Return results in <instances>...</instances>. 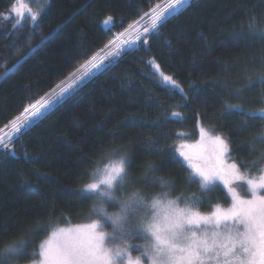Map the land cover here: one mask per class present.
Returning <instances> with one entry per match:
<instances>
[{
	"label": "trees",
	"instance_id": "1",
	"mask_svg": "<svg viewBox=\"0 0 264 264\" xmlns=\"http://www.w3.org/2000/svg\"><path fill=\"white\" fill-rule=\"evenodd\" d=\"M20 2L26 9L40 13L38 29L26 11L23 25L13 28L16 18L10 9ZM159 2L0 0V14L13 16L8 20L0 16V129L8 131L5 125L24 107L48 93ZM245 12L264 17V0H190L148 45L139 42L128 49L109 71L99 74L15 139L10 145L14 155L7 149L0 150V234L22 236L49 216L57 221L54 227L91 221L88 209L92 201L80 202L76 192L89 182L86 173L117 145L131 144L127 151L134 160L129 172L138 176L141 173L136 168L146 161L159 164L164 159L143 151L148 138L160 140L158 147L167 150L179 141L198 140L202 124L206 130L232 141V159L251 165L258 152L245 142L264 122L254 124L249 133H239V117L213 118L222 110L218 97L231 103L242 102L226 96L216 85L217 78L231 83L244 75L245 66L250 71L260 68L258 59L264 44L231 40L234 26L237 31H246ZM108 17L112 20L107 27L103 21ZM42 38L47 39L42 42ZM225 44L228 47H223ZM253 59L257 62L252 63ZM154 64L177 79L188 93V105L177 107L184 104L182 97H173L159 82ZM243 83L241 79L235 86ZM190 84H195V89H190ZM262 91L257 85L245 93L246 99L252 101L245 107H264L255 102ZM173 111L183 113L186 119H170ZM157 122L160 126H153ZM178 159L183 166L169 163L158 174L178 178L173 197L181 192H198L196 185L188 186L185 177L190 169ZM220 189L213 195L212 204L226 203V190L222 185ZM50 234L51 230L38 233L34 244ZM24 263L27 262H19Z\"/></svg>",
	"mask_w": 264,
	"mask_h": 264
},
{
	"label": "snow or ice",
	"instance_id": "2",
	"mask_svg": "<svg viewBox=\"0 0 264 264\" xmlns=\"http://www.w3.org/2000/svg\"><path fill=\"white\" fill-rule=\"evenodd\" d=\"M189 2L160 0L143 13L117 40L109 41L48 93L24 107L20 115L5 125L7 132L0 129L3 133L0 150L7 149L14 155L10 145L15 139L26 134L99 74L114 67L128 46L137 42L148 45L159 34V29ZM25 11L38 29L40 13L26 9L22 2L10 9L16 18L13 28L23 25ZM0 16L5 20L13 18L8 13ZM245 16L246 31H237L234 26L231 40L264 44V17L257 18L249 12H245ZM111 20L112 17H108L103 25L109 26ZM126 36L130 38L125 39ZM46 39L42 38V42ZM256 62L253 59L252 63ZM217 63L225 62L217 60ZM258 63L259 70L250 71L245 66L244 75L231 83L221 82L219 78L215 81L226 96L242 102L231 103L218 97L222 110L214 113L213 118L239 117V133H249L254 124L264 122V107H245L252 102L246 99L245 93L257 85L264 90V49ZM153 67L166 90L173 97H182L184 104L177 107L188 105V93L177 79L160 71L158 64ZM241 79L245 83L236 87ZM195 87V84L189 85L190 89ZM255 102L264 104V91ZM169 118L182 121L186 116L173 111ZM153 126L159 127V122ZM199 132L197 144L178 143L167 150L158 147L160 140L148 138L143 151L154 152L164 159L159 164L146 161L136 168L141 173L138 176L129 172L134 160L127 151L131 144L111 148L95 168L86 173L90 176L89 182L76 192L80 202L92 201L88 209L91 223L58 228L54 227L57 221L49 216L43 224L28 228L22 236L0 234V264H19L20 261L27 264H264V123L258 132L250 133V139L245 142L253 152H258L251 165L231 158L232 141L222 134H213L202 124ZM178 157H182L190 169L185 177L188 186L196 185L198 192L187 195L181 192L173 197L178 178L158 174L169 163L183 166ZM258 163L262 165L259 168ZM220 184L227 190L226 199H230L227 207L211 203L213 195L221 190ZM157 188L159 191H153ZM204 208L209 210L202 211ZM105 228L110 231H104ZM48 230H51L50 236L34 244L38 233ZM133 240L143 243L132 245ZM133 247L140 252L135 258L131 255Z\"/></svg>",
	"mask_w": 264,
	"mask_h": 264
},
{
	"label": "rangeland",
	"instance_id": "3",
	"mask_svg": "<svg viewBox=\"0 0 264 264\" xmlns=\"http://www.w3.org/2000/svg\"><path fill=\"white\" fill-rule=\"evenodd\" d=\"M110 25V24H109ZM108 27V26H107ZM123 33V32H122ZM119 38V34L115 37V39L114 40H117ZM125 39H128V38H130V37H128V36H126V37H124ZM139 45V42H137L136 44H134V45H130V46H128V49H131V48H135V47H137ZM7 131V130H6ZM5 131V132H6ZM2 135H3V133H1ZM213 134H216V133H214L213 132ZM199 138H198V140H195V141H190V142H184V141H179V142H177L176 144H178V143H188V144H192V145H195V144H197L199 141H200V133H199ZM180 159H182L183 160V158L182 157H179ZM235 160V159H234ZM231 162V161H230ZM184 163H185V165H187V162L186 161H184ZM188 166V165H187ZM218 183V182H217ZM220 185H222V184H220ZM223 186V185H222ZM224 190H226V189H224ZM226 193H227V190H226ZM243 194V193H242ZM230 203V199H227V201H226V203H222V202H219V204H221L222 206H224V207H227L228 206V204ZM215 204H217V203H215ZM110 210V209H109ZM209 209H205L204 211H208ZM110 211H113V210H110ZM89 223H91V221H85L84 223L83 222H74V223H69V225H63V226H61V227H58V228H76V227H79V226H84V225H87V224H89ZM104 231H110V229L109 228H105V229H103ZM50 236V235H49ZM48 237V236H47ZM46 237V238H47ZM45 238V239H46ZM130 243L132 244V245H138V244H142L143 243V241L142 240H133V241H130ZM131 255H132V257L133 258H135L136 256H139L140 255V252H139V250H137L135 247H133L132 248V250H131ZM24 264H27V263H24Z\"/></svg>",
	"mask_w": 264,
	"mask_h": 264
}]
</instances>
